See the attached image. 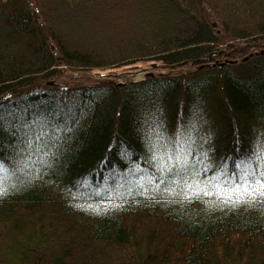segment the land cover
I'll return each mask as SVG.
<instances>
[{
    "label": "trees",
    "instance_id": "16d2710c",
    "mask_svg": "<svg viewBox=\"0 0 264 264\" xmlns=\"http://www.w3.org/2000/svg\"><path fill=\"white\" fill-rule=\"evenodd\" d=\"M262 49L264 0H0V264H264Z\"/></svg>",
    "mask_w": 264,
    "mask_h": 264
},
{
    "label": "rangeland",
    "instance_id": "374dc122",
    "mask_svg": "<svg viewBox=\"0 0 264 264\" xmlns=\"http://www.w3.org/2000/svg\"><path fill=\"white\" fill-rule=\"evenodd\" d=\"M214 51H219V53L224 52L225 53V49L223 48H219L216 50H213L211 52ZM259 51V50H256ZM255 51V52H256ZM262 51L264 52V49H262ZM210 53V52H209ZM207 53V54H209ZM218 53V54H219ZM206 54V55H207ZM206 57V56H205ZM204 57V58H205ZM224 56L221 55L220 57L216 58V56L214 58H212L210 61L213 63L215 61L218 62H225L224 60ZM209 61V62H210ZM155 62V61H154ZM208 62V61H207ZM153 62L151 61H137L134 64L131 65H124V66H120V67H116V68H111V69H106V70H76V71H71L70 69H64V72L62 74V76H60L58 79L56 80H50L49 82H51V84H59L60 86H64V82L65 84H69V85H74V84H79L81 82H85L86 80L92 79V78H98L99 74H106L105 78L108 79L110 82H115L117 84H124L127 83L129 81H138V80H142L144 79L148 74V73H153V75L155 74H162V73H167L169 71H171L170 68L166 67L165 65L159 63V62H155V66L152 65ZM180 66V65H179ZM174 69V68H173ZM193 69V67H188L187 70H191ZM246 66L241 64H238L236 67V70L238 71L239 75L241 74V76H243V78H247L249 75L248 73H246L245 71ZM104 78V76H102ZM71 87V86H68ZM180 141H182V144H178L175 146V152L173 151V149L171 148L172 144L169 145L167 153L170 155L172 153H175V155L177 156H184L187 153V146H185V144L188 142L189 138L188 136L184 135V137L182 138V136H180L178 138ZM179 141V143H180ZM210 164L212 163L211 161H209ZM208 164V165H210ZM244 169H250L252 170V168L246 165V167ZM253 172V170H252ZM242 173V172H241ZM245 176V174H243ZM243 175H239V177H237L236 179H233V177H229V178H225V177H221L218 174H212L211 177L205 178L204 181L206 182V188L208 189H213L214 191H220V194H224V197L228 196V195H232L233 193L236 194V191H232V189H236V187H238L241 183L242 178L244 177ZM256 176V175H254ZM259 176V175H257ZM216 189V190H215ZM230 193H227L228 191H230Z\"/></svg>",
    "mask_w": 264,
    "mask_h": 264
},
{
    "label": "water",
    "instance_id": "95a60500",
    "mask_svg": "<svg viewBox=\"0 0 264 264\" xmlns=\"http://www.w3.org/2000/svg\"><path fill=\"white\" fill-rule=\"evenodd\" d=\"M213 26H215V24L213 23ZM219 51H214V52H210L209 54L206 55V57L204 58V60L208 61V66L209 67H215V66H222V65H225L226 64V61L221 63V62H218V61H215V62H209L212 58H214L216 55H218ZM187 61H183L181 63H179L178 65H183V64H186ZM153 66H155V63L152 64ZM147 76H153V73H148L146 74ZM48 84H51V82H47ZM122 83L118 84V85H121ZM10 94L8 93L6 96L4 97H8ZM3 96H0V100L2 98H4Z\"/></svg>",
    "mask_w": 264,
    "mask_h": 264
},
{
    "label": "snow or ice",
    "instance_id": "6c2138e0",
    "mask_svg": "<svg viewBox=\"0 0 264 264\" xmlns=\"http://www.w3.org/2000/svg\"><path fill=\"white\" fill-rule=\"evenodd\" d=\"M262 176H264V174H262ZM248 174H246L242 180L241 183H247L248 181ZM259 184V188L256 189V194L260 195V196H264V183H260L259 181H256ZM233 191H239V188L233 189ZM248 189L247 187L244 188V192H247Z\"/></svg>",
    "mask_w": 264,
    "mask_h": 264
}]
</instances>
